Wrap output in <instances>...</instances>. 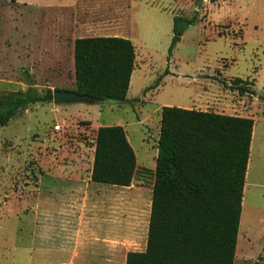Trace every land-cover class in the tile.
I'll return each mask as SVG.
<instances>
[{
    "label": "rangeland",
    "instance_id": "rangeland-1",
    "mask_svg": "<svg viewBox=\"0 0 264 264\" xmlns=\"http://www.w3.org/2000/svg\"><path fill=\"white\" fill-rule=\"evenodd\" d=\"M174 17L196 22L167 60ZM113 34L137 56L126 102L38 103L0 126V264H124L143 252L162 107L253 120L233 264H264V0H0V94L25 91V73L40 95L74 90L73 41ZM235 78L248 94L229 88ZM104 126L124 129L138 164L129 188L107 193L109 258L74 241L94 226L93 190L83 222L71 209Z\"/></svg>",
    "mask_w": 264,
    "mask_h": 264
},
{
    "label": "trees",
    "instance_id": "trees-1",
    "mask_svg": "<svg viewBox=\"0 0 264 264\" xmlns=\"http://www.w3.org/2000/svg\"><path fill=\"white\" fill-rule=\"evenodd\" d=\"M195 22L174 17L167 60ZM72 47L75 89L55 91L86 95L100 104L126 102L135 67L132 42L88 37L75 39ZM25 75V91L0 94V126L30 105L52 101V91L38 94ZM243 82L235 78L229 88L248 94ZM253 125L249 118L161 108L146 248L127 253L125 264H233ZM135 168L124 129L97 128L90 182L129 187Z\"/></svg>",
    "mask_w": 264,
    "mask_h": 264
},
{
    "label": "crops",
    "instance_id": "crops-1",
    "mask_svg": "<svg viewBox=\"0 0 264 264\" xmlns=\"http://www.w3.org/2000/svg\"><path fill=\"white\" fill-rule=\"evenodd\" d=\"M92 37H98L97 35L92 36ZM111 37H120L123 38L122 35H118V34H113ZM136 60H137V56L135 55V67H136ZM161 110V109H160ZM126 134V133H125ZM127 137V134H126ZM128 140V138H127ZM129 142V140H128ZM130 144V142H129ZM131 146V145H130ZM133 149V148H132ZM134 151V150H133ZM135 154V152H134ZM136 157V156H135ZM92 161H93V156H92V160H91V167H92ZM138 170V164L136 161V168H135V172ZM90 175V173H89ZM89 181H90V177L88 178V182L86 181V186H79L78 188H76V193L79 195L78 197H76L73 200V203H71V205H73V207L71 208L72 210H74L75 216L77 219H80L81 222H83L84 219H86V212L88 209V198L90 199V197L88 196L89 191H92L95 193V195L91 198L92 203H93V216H94V226L93 228L90 230V227L88 226V234L83 238V236L80 235V233H78V230H76L77 232L75 233V237H74V241L78 242L79 240H81V237L83 239V241L89 244H94L95 243V250L98 252H106V258H109V253H110V247H109V242H110V238H109V232L106 231L105 225H104V219H106L104 217L105 210L104 207L108 202V199H110L107 195L108 192H113L112 190H115L116 186H106V187H99V188H95L91 185H89ZM92 183V182H91ZM119 188H129V187H119ZM45 187L44 188H38V191L40 192V190H44L45 191ZM96 191H98L96 193ZM86 215V216H85ZM150 215V212H149ZM79 226L77 225V228ZM147 230H148V226H147ZM121 232V233H120ZM123 234L124 236V230L121 231L118 229L117 233H116V239L118 242L124 240V237L121 236ZM82 241V242H83ZM75 246H78V244H76ZM76 249H78V247H76ZM125 258L124 257V264H125ZM107 264L110 263V260L107 259L106 261Z\"/></svg>",
    "mask_w": 264,
    "mask_h": 264
},
{
    "label": "water",
    "instance_id": "water-1",
    "mask_svg": "<svg viewBox=\"0 0 264 264\" xmlns=\"http://www.w3.org/2000/svg\"><path fill=\"white\" fill-rule=\"evenodd\" d=\"M52 103L54 105L86 103V104H100L101 102L94 100L86 95H78L68 91H53Z\"/></svg>",
    "mask_w": 264,
    "mask_h": 264
},
{
    "label": "built area",
    "instance_id": "built-area-1",
    "mask_svg": "<svg viewBox=\"0 0 264 264\" xmlns=\"http://www.w3.org/2000/svg\"><path fill=\"white\" fill-rule=\"evenodd\" d=\"M53 131H54V132H59V131H61V126H60V125H55V126L53 127Z\"/></svg>",
    "mask_w": 264,
    "mask_h": 264
},
{
    "label": "bare ground",
    "instance_id": "bare-ground-1",
    "mask_svg": "<svg viewBox=\"0 0 264 264\" xmlns=\"http://www.w3.org/2000/svg\"><path fill=\"white\" fill-rule=\"evenodd\" d=\"M245 214V213H244ZM244 217H245V215H243V218H242V220H241V225H243L244 224V222H245V219H244Z\"/></svg>",
    "mask_w": 264,
    "mask_h": 264
}]
</instances>
